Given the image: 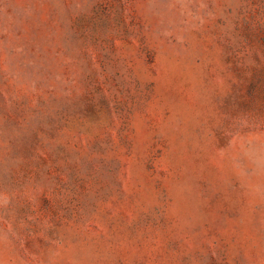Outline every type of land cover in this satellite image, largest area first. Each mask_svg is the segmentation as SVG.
Here are the masks:
<instances>
[{
  "label": "rangeland",
  "instance_id": "374dc122",
  "mask_svg": "<svg viewBox=\"0 0 264 264\" xmlns=\"http://www.w3.org/2000/svg\"><path fill=\"white\" fill-rule=\"evenodd\" d=\"M0 264H264V0H0Z\"/></svg>",
  "mask_w": 264,
  "mask_h": 264
}]
</instances>
